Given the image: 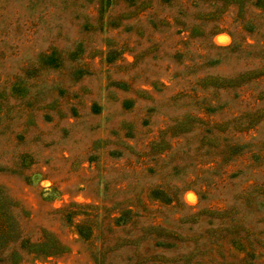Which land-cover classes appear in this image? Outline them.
Instances as JSON below:
<instances>
[{"label": "rangeland", "instance_id": "374dc122", "mask_svg": "<svg viewBox=\"0 0 264 264\" xmlns=\"http://www.w3.org/2000/svg\"><path fill=\"white\" fill-rule=\"evenodd\" d=\"M0 264H264V0H0Z\"/></svg>", "mask_w": 264, "mask_h": 264}]
</instances>
